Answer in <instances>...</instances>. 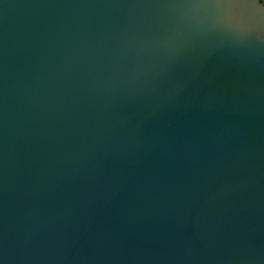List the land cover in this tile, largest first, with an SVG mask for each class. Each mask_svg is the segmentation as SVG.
Segmentation results:
<instances>
[{"label":"water","instance_id":"water-1","mask_svg":"<svg viewBox=\"0 0 264 264\" xmlns=\"http://www.w3.org/2000/svg\"><path fill=\"white\" fill-rule=\"evenodd\" d=\"M0 264H264V7L0 0Z\"/></svg>","mask_w":264,"mask_h":264},{"label":"snow or ice","instance_id":"snow-or-ice-1","mask_svg":"<svg viewBox=\"0 0 264 264\" xmlns=\"http://www.w3.org/2000/svg\"><path fill=\"white\" fill-rule=\"evenodd\" d=\"M255 3H258L260 6L264 7V0H255Z\"/></svg>","mask_w":264,"mask_h":264}]
</instances>
